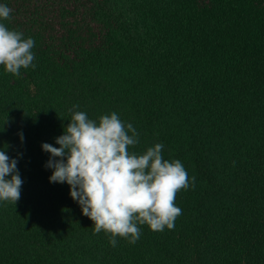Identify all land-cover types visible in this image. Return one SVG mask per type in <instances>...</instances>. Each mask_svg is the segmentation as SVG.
Here are the masks:
<instances>
[{"label": "trees", "instance_id": "trees-1", "mask_svg": "<svg viewBox=\"0 0 264 264\" xmlns=\"http://www.w3.org/2000/svg\"><path fill=\"white\" fill-rule=\"evenodd\" d=\"M4 2L36 67L0 65V148L23 180L0 202V264H264V0ZM74 104L118 112L140 134L129 152L161 142L195 177L172 229L113 247L49 182L41 145L59 146Z\"/></svg>", "mask_w": 264, "mask_h": 264}, {"label": "clouds", "instance_id": "clouds-1", "mask_svg": "<svg viewBox=\"0 0 264 264\" xmlns=\"http://www.w3.org/2000/svg\"><path fill=\"white\" fill-rule=\"evenodd\" d=\"M13 10L0 0V65L19 76L21 68H35L36 41L5 21ZM72 105L70 122L53 146L43 142L50 154L45 167L51 168L49 182L67 183L69 195L84 215L93 222L94 233L102 230L109 243L117 246V237L135 244L141 237L140 225L151 230L172 229L182 209L175 203L176 194L194 186L180 159H165L164 144L156 142L141 153L129 152V145L139 143V132L116 111L97 119ZM23 140V134L20 133ZM18 159L0 148V202L15 203L23 180Z\"/></svg>", "mask_w": 264, "mask_h": 264}]
</instances>
